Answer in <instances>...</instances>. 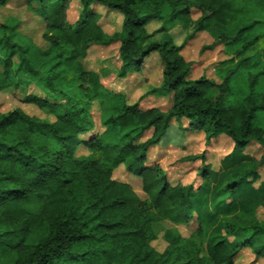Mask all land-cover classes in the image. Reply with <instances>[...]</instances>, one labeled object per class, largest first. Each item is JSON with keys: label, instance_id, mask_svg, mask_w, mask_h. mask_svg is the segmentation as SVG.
<instances>
[{"label": "trees", "instance_id": "16d2710c", "mask_svg": "<svg viewBox=\"0 0 264 264\" xmlns=\"http://www.w3.org/2000/svg\"><path fill=\"white\" fill-rule=\"evenodd\" d=\"M73 1L28 0L37 5L34 12L45 23L43 38L49 44L35 51L53 61L54 78L57 72L72 77L74 95L64 102L25 95L23 102L36 105L47 118L20 107L0 111V264H236L245 247L264 260L261 226L251 225L234 244L214 241L207 254L206 223L200 219L188 236L167 229L162 235L165 247L158 250L153 245L159 238L156 226L189 223L199 198L208 210L202 214L216 215L203 195L213 174L205 150L182 158L199 162L198 188L172 183L161 164L148 161L173 121L187 120L183 129L200 132L206 145L223 135L234 152L258 143L263 149L260 159L236 177L223 179V174L215 186L211 195L219 199L220 209L225 196L249 184L246 179L264 166V0H77L81 11L70 22ZM7 2L0 0V9ZM92 4L121 12V30L105 33ZM193 10L199 12L196 19ZM153 22L159 24L158 39H151L147 29ZM178 23L188 26L179 44L169 32ZM200 32L213 38V45L202 51L224 47L227 58L214 67L219 81L205 73L191 77V62L182 52ZM19 38L9 19L0 22V51L10 53L0 56V94L26 87L17 74L23 66L36 72L21 54L14 67L12 54L22 47ZM114 42L120 79L140 73L146 59L158 55L161 84L144 96L171 95L167 110L142 108L124 92L109 89L104 71L86 67L92 45ZM48 86L54 89L51 80ZM95 104L102 130L82 139L97 126ZM81 146L87 154L77 155ZM120 166L142 180L145 198L130 183L114 178ZM249 196L259 194L252 191Z\"/></svg>", "mask_w": 264, "mask_h": 264}, {"label": "rangeland", "instance_id": "374dc122", "mask_svg": "<svg viewBox=\"0 0 264 264\" xmlns=\"http://www.w3.org/2000/svg\"><path fill=\"white\" fill-rule=\"evenodd\" d=\"M37 7L36 3L29 4L28 0H8L7 4L0 9V22H5L9 19V24L14 26L19 33V44L22 46L21 50L14 51L12 58L14 67L17 68L20 64V54L26 56L29 63L35 68V73H29L25 66L18 70V79L26 83L16 89H8L0 94V111L5 112L10 109L20 107L25 112L36 115L40 118H47L45 112L40 110L36 105L23 102L25 95H35L42 98H57L64 101L69 100V96L74 95V81L71 76L63 73H55L50 70L53 66V61H45L42 55L35 51L38 47L41 50L49 48L48 42L43 38L45 23L43 19L35 14L34 9ZM92 12L98 15V24L102 27L108 35L119 32L122 28L123 14L117 10L110 9L101 4H92ZM81 11V4L75 0L71 4L68 11V19L73 22L78 13ZM192 17L196 19L199 16L197 10L192 11ZM151 34V39H158L161 33L158 31V23H150L147 27ZM188 26L183 23H178L169 27V32L172 35L175 43H181L187 33ZM213 45V38L205 33L200 32L195 37L188 41L183 50V55L187 61L191 62V77H197L205 73L208 77L219 81L215 74V65L227 58L223 51V45L218 44L213 48L201 50L203 46ZM25 50V51H24ZM9 52H1L0 56L8 57ZM117 54L118 43L114 42L109 46L92 45L89 49L88 56L85 59V65L88 69L104 71L107 75L105 80L107 87L113 91L124 92L131 102L139 101L142 108L158 107L162 110H167L172 103L171 95H147L144 96L153 87H157L162 81L163 64L156 53L152 54L149 59L145 61L144 67L140 73L129 75L125 79H120L117 76ZM52 81L54 89H50L48 81ZM144 96L142 100H139ZM99 107L95 104L94 119L96 121V128L87 134L82 135V139H89L92 134L98 133L102 130L99 124ZM185 126H188V121L184 120ZM184 123L173 121L171 128L166 136H164L159 143L161 148L150 150L153 154V161L160 159V164L165 170L168 179L172 183L184 182L198 184L201 180L197 175L199 162H184L182 158L194 153L205 150L207 154L206 161L210 164L213 177L210 178L209 185H217L219 181L226 178H233L238 176L244 170L253 166L255 161L259 160L263 153L262 147L258 143H251L243 152H234L231 140L227 137L221 136L213 140L209 145H206L202 134L195 130L187 131L183 129ZM150 134L148 132L145 137ZM85 147H79L77 155L87 154ZM150 154V155H151ZM151 161V159H150ZM258 173L255 176H250L249 184H245L237 188L233 194H228L222 199L220 203L218 198H213L214 217L205 220L206 236H205V251L210 253L212 243L216 240L224 239L227 242L234 244L237 242L238 236L248 234L251 230L248 227L251 225L261 226L262 234L259 237L264 239V166L259 165L256 169ZM114 178L130 183L141 198L146 195L142 189V180L134 175L129 174L124 166H120L114 172ZM224 187V185H223ZM213 188V189H214ZM257 192L259 197L250 198V194ZM222 198V196H219ZM201 198L195 204L194 215L200 214L203 209H200ZM225 207V209L223 208ZM181 224L171 221L159 223L156 226V231L159 238L153 242V245L158 250H163L165 241L162 235L167 229L175 231L177 234L188 236L192 229L197 224ZM258 240V239H257ZM239 242V241H238ZM236 264H264L263 259L255 258L252 251L245 247L238 257Z\"/></svg>", "mask_w": 264, "mask_h": 264}, {"label": "crops", "instance_id": "0c3cea01", "mask_svg": "<svg viewBox=\"0 0 264 264\" xmlns=\"http://www.w3.org/2000/svg\"><path fill=\"white\" fill-rule=\"evenodd\" d=\"M154 54V53H153ZM151 57V56H150ZM150 57H148L147 59H149ZM146 59V60H147ZM172 126V125H171ZM171 128V127H170ZM198 132V131H197ZM202 139H204V136L202 135ZM162 146H159V144L158 145H156V146H154L152 149H151V151L153 150V149H157V148H161ZM151 153H149V159H148V161H149V163L151 164V163H159L160 164V159L158 158L156 161L154 160H152V159H154V157H153V154H151ZM150 159H151V161H150ZM208 161H206V163H207ZM208 164V163H207ZM208 165H210V164H208ZM210 169H211V167H210ZM211 173H212V170H211ZM213 174V173H212ZM171 181V180H170ZM202 183H201V180L199 181V183L198 184H195V183H193V185H194V187L195 188H198L200 185H201ZM215 185V184H214ZM214 185H209L208 184V186H209V188L208 189H206V191H205V194L203 193V195L207 198V200H208V203H209V207H211V209H210V211L212 212V192H213V188H214ZM198 191H199V189H196L195 190V192L196 193H198ZM226 195V194H225ZM225 198V197H224ZM201 205H204V201H201V204H200V207H202V209H203V211L206 213L208 210L206 209V207H204L203 208V206H201ZM203 215L204 214H202V212L200 213V214H197V215H194L193 213H192V218L190 219V221H189V223H184V224H192V222L194 221V223L193 224H197V220H201V221H204L205 222V220H207V218H208V216H207V214L206 215H204V217H203ZM209 219V218H208ZM181 224H183V223H181Z\"/></svg>", "mask_w": 264, "mask_h": 264}]
</instances>
